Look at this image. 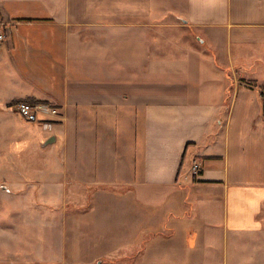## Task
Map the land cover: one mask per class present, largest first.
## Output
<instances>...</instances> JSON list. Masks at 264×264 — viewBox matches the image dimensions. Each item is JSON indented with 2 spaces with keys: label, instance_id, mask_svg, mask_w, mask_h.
Here are the masks:
<instances>
[{
  "label": "crops",
  "instance_id": "0c3cea01",
  "mask_svg": "<svg viewBox=\"0 0 264 264\" xmlns=\"http://www.w3.org/2000/svg\"><path fill=\"white\" fill-rule=\"evenodd\" d=\"M0 30V104L60 112L15 130L37 175L93 206L52 219L44 190L0 264H264V0H0Z\"/></svg>",
  "mask_w": 264,
  "mask_h": 264
},
{
  "label": "rangeland",
  "instance_id": "374dc122",
  "mask_svg": "<svg viewBox=\"0 0 264 264\" xmlns=\"http://www.w3.org/2000/svg\"><path fill=\"white\" fill-rule=\"evenodd\" d=\"M26 127L32 129L35 127L44 128L45 125L43 122L28 121L9 104L7 106L0 104V238L6 237V231L10 229L6 226L7 224L14 225V230L20 236L28 234L29 224L36 223L37 225L35 224V226L40 228L42 224V204L39 206L37 200L43 199L44 190L50 192L51 195L47 196L48 202L46 204L48 205V210L53 212H45V214H52L50 215L52 219L55 215L61 214L59 215V220L62 219L64 222L66 217L70 215L66 210L71 212L79 207L78 204L81 208L80 211L84 212L93 207L89 205L92 200L90 195L87 197L85 194L72 193L73 186H71L70 174L68 171L65 173L64 168H62L61 178L58 176L55 179L45 172L37 175L36 168L40 167L39 163L42 157L45 155L47 157L48 155L45 153V146L42 144L43 138L38 135L28 138L26 133L15 132L16 129L25 132L24 129ZM46 127L48 128V126ZM95 128L98 132L99 125L97 124ZM31 135L34 136L33 133ZM122 151H126V149H122ZM58 157L60 158V156ZM23 164L26 166H23ZM52 166L54 167V165ZM42 169H48L43 162ZM17 170H19V175ZM120 183L109 184L103 182L94 184L91 191L107 192L110 195L108 203L110 205L114 200V194L120 196L123 193ZM82 187L77 186L76 188L80 189ZM26 190L31 191L32 195H34L31 208L26 209L21 206L13 208L12 199L16 200L17 203L21 202L22 197L20 194ZM13 194L15 195L12 196ZM81 206H84V208Z\"/></svg>",
  "mask_w": 264,
  "mask_h": 264
},
{
  "label": "built area",
  "instance_id": "2783aa9c",
  "mask_svg": "<svg viewBox=\"0 0 264 264\" xmlns=\"http://www.w3.org/2000/svg\"><path fill=\"white\" fill-rule=\"evenodd\" d=\"M5 37L6 33L0 30V42ZM11 107L28 121L43 122L45 127L49 126L52 118H57L60 115L59 109L56 106L43 101L19 100L15 101V103L13 102ZM195 168L197 169L198 166H195Z\"/></svg>",
  "mask_w": 264,
  "mask_h": 264
},
{
  "label": "trees",
  "instance_id": "16d2710c",
  "mask_svg": "<svg viewBox=\"0 0 264 264\" xmlns=\"http://www.w3.org/2000/svg\"><path fill=\"white\" fill-rule=\"evenodd\" d=\"M12 103H13V102H12ZM12 103H11V104H12ZM11 104H9V105H11Z\"/></svg>",
  "mask_w": 264,
  "mask_h": 264
}]
</instances>
